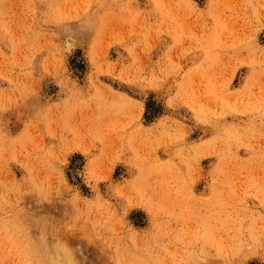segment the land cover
Wrapping results in <instances>:
<instances>
[{
	"label": "rangeland",
	"instance_id": "obj_1",
	"mask_svg": "<svg viewBox=\"0 0 264 264\" xmlns=\"http://www.w3.org/2000/svg\"><path fill=\"white\" fill-rule=\"evenodd\" d=\"M263 229L264 0H0V264H264Z\"/></svg>",
	"mask_w": 264,
	"mask_h": 264
},
{
	"label": "bare ground",
	"instance_id": "obj_2",
	"mask_svg": "<svg viewBox=\"0 0 264 264\" xmlns=\"http://www.w3.org/2000/svg\"><path fill=\"white\" fill-rule=\"evenodd\" d=\"M263 230H264V229H263ZM262 232H264V231H262ZM252 233H253V232H252ZM262 235H263V234H262ZM247 236H248V235H247ZM259 238H260V237H259ZM262 238H263V236H262ZM262 238H261V239H262ZM263 239H264V238H263ZM263 239H262V241L260 240V242H264Z\"/></svg>",
	"mask_w": 264,
	"mask_h": 264
}]
</instances>
